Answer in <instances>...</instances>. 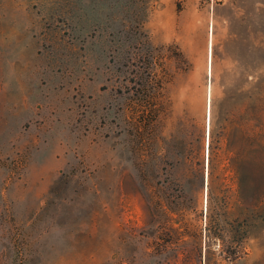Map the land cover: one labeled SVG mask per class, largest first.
<instances>
[{
  "label": "rangeland",
  "instance_id": "rangeland-1",
  "mask_svg": "<svg viewBox=\"0 0 264 264\" xmlns=\"http://www.w3.org/2000/svg\"><path fill=\"white\" fill-rule=\"evenodd\" d=\"M258 120L264 0H0V264H264Z\"/></svg>",
  "mask_w": 264,
  "mask_h": 264
},
{
  "label": "trees",
  "instance_id": "trees-1",
  "mask_svg": "<svg viewBox=\"0 0 264 264\" xmlns=\"http://www.w3.org/2000/svg\"><path fill=\"white\" fill-rule=\"evenodd\" d=\"M256 127L252 166L246 170L242 165L239 170V196L242 212L244 208H249L255 221L264 222V141L259 120ZM245 220H247L246 216L243 218V221ZM246 236L247 231L243 230L239 237L243 239Z\"/></svg>",
  "mask_w": 264,
  "mask_h": 264
},
{
  "label": "bare ground",
  "instance_id": "bare-ground-1",
  "mask_svg": "<svg viewBox=\"0 0 264 264\" xmlns=\"http://www.w3.org/2000/svg\"><path fill=\"white\" fill-rule=\"evenodd\" d=\"M212 33H213V31H212ZM210 38H212V37H210ZM211 64H212V42H211V40H210V67H211ZM211 69L212 68H210V73H211ZM205 183H206V185H205V190L207 189V173H205Z\"/></svg>",
  "mask_w": 264,
  "mask_h": 264
},
{
  "label": "water",
  "instance_id": "water-1",
  "mask_svg": "<svg viewBox=\"0 0 264 264\" xmlns=\"http://www.w3.org/2000/svg\"><path fill=\"white\" fill-rule=\"evenodd\" d=\"M206 182V181H205ZM205 185H206V183H205Z\"/></svg>",
  "mask_w": 264,
  "mask_h": 264
}]
</instances>
